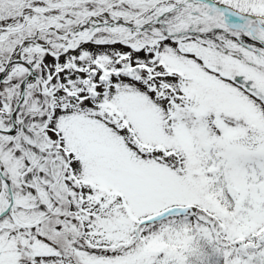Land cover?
<instances>
[{"label":"rangeland","instance_id":"374dc122","mask_svg":"<svg viewBox=\"0 0 264 264\" xmlns=\"http://www.w3.org/2000/svg\"><path fill=\"white\" fill-rule=\"evenodd\" d=\"M179 1L0 0V69L42 28L46 46L20 57L36 71L31 85L51 89L30 120L18 112L23 134L0 135V168L16 182L0 264H264L257 20L186 0L143 31L54 30L103 13L141 24ZM215 1L264 18V0ZM118 60L139 65L140 78L120 74ZM97 65L112 73L89 97L83 68ZM25 71L16 63L0 89Z\"/></svg>","mask_w":264,"mask_h":264},{"label":"flooded vegetation","instance_id":"af4514ba","mask_svg":"<svg viewBox=\"0 0 264 264\" xmlns=\"http://www.w3.org/2000/svg\"><path fill=\"white\" fill-rule=\"evenodd\" d=\"M24 79L26 80L23 84ZM35 79L36 72H34L33 74H29V69H27L19 79H14L6 89H0V99L6 100L8 103L14 105L12 108L7 107L0 109V135L17 137L19 134H23V127L20 128L19 119H17L18 112L21 111L23 113V116L28 117V120L34 117L35 111L31 110L32 107L29 105L34 104V102L36 101V97L42 99L44 102V108H47L48 103L51 99V89L45 86H39L38 89H35V86L31 85V82L35 81ZM91 80H93L94 82H98L99 73L97 74L95 72V74L91 77ZM21 103H27L28 105L25 108L22 107V109L20 110ZM14 126V131H6L12 129ZM0 183L3 185L4 182L0 180ZM15 183L16 182H13V186H15ZM2 196L3 195L0 190V200Z\"/></svg>","mask_w":264,"mask_h":264},{"label":"water","instance_id":"95a60500","mask_svg":"<svg viewBox=\"0 0 264 264\" xmlns=\"http://www.w3.org/2000/svg\"><path fill=\"white\" fill-rule=\"evenodd\" d=\"M204 1L209 2V3H214L212 0H204ZM229 13H230V14H237V13H235V12H233V11H229ZM120 24H121V25L131 26L129 23H127V22H122V21L120 22ZM143 27H144L143 25L140 26V28H143ZM20 46H21V44H19L18 47H20ZM17 49H18V48H16L15 50H17ZM13 53H14V52H13ZM13 53H12V54H13ZM11 60H13V59L10 57V58L8 59V63H9ZM8 63L5 65L4 71L8 68ZM4 71H3V72H4ZM3 72H2V73H3ZM120 72L125 73V74H127V75H129V76H135V77L137 78V77H139V75H140L141 69H140L139 66H133V67H131V66H129V64H128L127 62H123V63L121 64ZM106 78H107V73L102 72L101 80H102V81H105ZM85 84H86V87H87V89H88V91H89V94H90L91 96H93L94 93H95V91H94V84H93V83H90L88 78L86 79ZM229 189H230L231 192L234 191L233 187H229Z\"/></svg>","mask_w":264,"mask_h":264},{"label":"bare ground","instance_id":"6f19581e","mask_svg":"<svg viewBox=\"0 0 264 264\" xmlns=\"http://www.w3.org/2000/svg\"><path fill=\"white\" fill-rule=\"evenodd\" d=\"M222 9H223L224 11H226L223 7H222ZM103 18H106L107 21H110L109 16H107V15L104 14V13H103L102 15H94V16H92L91 18H89L88 20H86V22H85L84 25L79 26V29H80V30H83V29H85L87 26H89L93 21L101 20V19H103ZM259 23H260L261 25L264 26V18H259ZM17 54H18V53H17Z\"/></svg>","mask_w":264,"mask_h":264}]
</instances>
